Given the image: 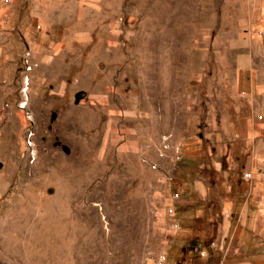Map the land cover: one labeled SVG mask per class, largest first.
<instances>
[{
    "label": "rangeland",
    "instance_id": "1",
    "mask_svg": "<svg viewBox=\"0 0 264 264\" xmlns=\"http://www.w3.org/2000/svg\"><path fill=\"white\" fill-rule=\"evenodd\" d=\"M255 84L264 0H0V264H156L194 185L210 240Z\"/></svg>",
    "mask_w": 264,
    "mask_h": 264
},
{
    "label": "crops",
    "instance_id": "2",
    "mask_svg": "<svg viewBox=\"0 0 264 264\" xmlns=\"http://www.w3.org/2000/svg\"><path fill=\"white\" fill-rule=\"evenodd\" d=\"M253 88L254 104L259 112L246 122L240 139L248 152L238 157L240 170L233 175L236 185L212 188L211 206L217 212L210 221L213 225L211 239L192 236L187 226L193 218L207 220L203 212L207 208L204 206L205 189L194 185L184 187L181 193L171 191L164 205V219L169 231H174L173 239L180 249L173 255L160 251L156 258L164 254L162 264H264V133L261 136L254 134L256 130L264 131V91L257 84ZM245 171L250 172L249 179L242 177ZM192 194L196 198L191 197ZM198 204L202 206L191 208ZM186 205L189 211L193 210V215L187 218L179 215ZM167 208H172L171 215H167ZM187 240L189 244L185 245ZM210 242L213 243L211 246ZM198 246L200 248L195 250ZM199 249L203 255L198 253Z\"/></svg>",
    "mask_w": 264,
    "mask_h": 264
},
{
    "label": "built area",
    "instance_id": "3",
    "mask_svg": "<svg viewBox=\"0 0 264 264\" xmlns=\"http://www.w3.org/2000/svg\"><path fill=\"white\" fill-rule=\"evenodd\" d=\"M257 35L260 36V35H261V31H258ZM242 177H243L244 179H249V178L251 177V174H250L249 171H245V172L242 173ZM166 213H167V215H171V214H172V208H167V209H166ZM212 244H213V243L210 242V243H209V246H211ZM198 248H200V246L196 247L195 250L198 249ZM198 253H199L200 255H203V254H204V252H203L202 250H200V249H199ZM163 260H164V254L161 253V254H159L158 257L156 258L155 263H156V264H162Z\"/></svg>",
    "mask_w": 264,
    "mask_h": 264
}]
</instances>
